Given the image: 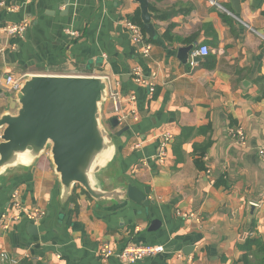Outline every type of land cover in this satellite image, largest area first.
Segmentation results:
<instances>
[{
    "label": "crops",
    "instance_id": "0c3cea01",
    "mask_svg": "<svg viewBox=\"0 0 264 264\" xmlns=\"http://www.w3.org/2000/svg\"><path fill=\"white\" fill-rule=\"evenodd\" d=\"M4 1L0 115L17 108L8 75L119 81L123 96H135L137 116L112 130L128 128L115 137L116 157L97 181L106 191L147 188L150 204L120 195L96 201L79 187L64 197L46 152L30 167L0 174V216L14 199L45 211L37 225L22 219L0 226V254L16 264H120L100 259L99 244L115 252L141 244L163 251L134 264H244L247 253L254 262L255 246L245 245L264 244V160L256 152L264 144V99H256L264 88V0H147L155 36L145 34L152 46L146 58L124 24L140 18L134 0ZM10 23L26 24L23 34L7 35L3 27ZM201 46L209 54L193 62ZM207 57L214 59L212 70ZM113 107L108 99L105 120L115 115ZM236 130L242 143L230 135ZM166 133L172 140L158 164Z\"/></svg>",
    "mask_w": 264,
    "mask_h": 264
},
{
    "label": "water",
    "instance_id": "95a60500",
    "mask_svg": "<svg viewBox=\"0 0 264 264\" xmlns=\"http://www.w3.org/2000/svg\"><path fill=\"white\" fill-rule=\"evenodd\" d=\"M63 1L68 5V0ZM134 1L139 6L144 33L153 39L155 31L148 2ZM199 60L193 58V62ZM13 95L16 110L0 115V174L17 167H30L47 152L64 197H70L73 188L79 187L96 201L120 195L148 208L147 188L141 192L123 185L106 191L97 181L98 172L105 170L116 157L115 137L128 131L124 127L113 134L112 130L118 127L117 119L105 120L103 116L108 98L104 77L27 75ZM30 230L36 232L37 227L31 225Z\"/></svg>",
    "mask_w": 264,
    "mask_h": 264
},
{
    "label": "built area",
    "instance_id": "2783aa9c",
    "mask_svg": "<svg viewBox=\"0 0 264 264\" xmlns=\"http://www.w3.org/2000/svg\"><path fill=\"white\" fill-rule=\"evenodd\" d=\"M0 6H5V1L0 0ZM7 10L13 12L16 8L8 6ZM125 27L131 35L132 42L138 48L140 55L143 58L149 56L152 49L148 38L143 33L141 27L132 20L124 21ZM26 24L10 23L3 27L4 32L10 36H20L25 31ZM70 36H75L74 33L68 32ZM209 54V50L206 46H201L195 50L192 54L194 58L205 57ZM134 75L137 82H143L138 69L134 70ZM27 75H20L15 77L14 75H8L5 78V84L9 90L14 94L20 87L21 82ZM108 83V98L113 103L114 116L117 119L118 125L121 126L126 120L130 118H136L137 112L134 108L135 96H123L119 91L120 84L117 80H110L104 76ZM149 92L152 94L153 86L149 84ZM124 108V109H123ZM112 118V117H111ZM109 118H107L108 120ZM231 137L236 142L242 143L244 140L243 133L240 130L231 132ZM172 135L169 133L164 134L161 139L155 156V160L158 164H163L167 155V147L171 143ZM259 158L264 160V144L259 145L256 148ZM45 217V211L39 207L24 206L18 200H13L7 206L6 210L0 216V226L6 229L10 223L19 222L22 219L27 220L32 224H39ZM163 251L160 246H145L141 244H126L119 252H115L111 246L107 243L99 244L96 254L105 262H108L112 258L116 259L120 264H134L135 262L142 261L160 254ZM0 264H16V261L7 256L6 253L0 254ZM108 264H110L108 262Z\"/></svg>",
    "mask_w": 264,
    "mask_h": 264
},
{
    "label": "trees",
    "instance_id": "16d2710c",
    "mask_svg": "<svg viewBox=\"0 0 264 264\" xmlns=\"http://www.w3.org/2000/svg\"><path fill=\"white\" fill-rule=\"evenodd\" d=\"M221 16H222L223 20L225 21V23L229 24V26L231 27L232 26V20L229 17H227L226 15L222 14ZM131 20L133 22H135L136 24H138L141 27V29H142V31L144 33L140 18L137 16L136 20L135 19H131ZM214 65H215L214 59L210 58V57H207L206 58L205 67L208 70H212L214 68ZM256 99L257 100L264 99V88L261 90L260 94L258 95V97ZM251 245H254L255 248H256L255 251L252 252V254H251V259H253L254 262H250L248 260V253H247L242 258L244 264H264V244H262V242L259 241V240H249V241H247L245 246H246V248H248Z\"/></svg>",
    "mask_w": 264,
    "mask_h": 264
}]
</instances>
